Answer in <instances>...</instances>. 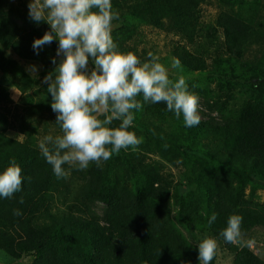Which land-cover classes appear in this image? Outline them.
<instances>
[{"label":"trees","instance_id":"trees-1","mask_svg":"<svg viewBox=\"0 0 264 264\" xmlns=\"http://www.w3.org/2000/svg\"><path fill=\"white\" fill-rule=\"evenodd\" d=\"M210 1L112 0L120 23L112 36L121 51L147 58L133 41L144 26L178 37L160 59L172 79L183 76L198 96L197 126L186 127L183 115L141 97L130 130L143 143L114 153L102 167L90 163L65 207L53 198L68 177L57 179L39 148L0 136V173L14 158L23 176L21 191L0 197V250L7 257H27L28 264H200L198 244L212 237L233 264H264L263 255L220 235L233 214L242 217L243 240L264 230L256 190L264 182V0H216L226 8L203 25L202 5ZM7 4L0 0V101L11 85L31 87L7 52L48 72L58 60V38L33 48L50 25L32 21L27 11L5 14ZM174 58L180 68H172ZM151 154L161 161L147 163ZM166 163L180 169L179 178L165 171ZM95 203L106 206L103 216ZM217 257L218 248L210 264Z\"/></svg>","mask_w":264,"mask_h":264},{"label":"clouds","instance_id":"clouds-1","mask_svg":"<svg viewBox=\"0 0 264 264\" xmlns=\"http://www.w3.org/2000/svg\"><path fill=\"white\" fill-rule=\"evenodd\" d=\"M29 18L37 24L46 21L51 29L35 39L33 48L38 52L58 38L57 56L62 57L44 78L61 134L45 136L38 145L57 179L69 176L65 164L79 170L93 162L102 167L121 149L136 150L143 138L130 128L135 111L143 108L141 97L143 102L165 103L177 118L183 115L186 127L200 123L199 98L188 90L183 76L172 79L151 51L142 61L135 52L119 49L112 36V22L119 20V12L112 0H30ZM89 58L95 65L90 71ZM52 62L56 64V59ZM171 66L180 68V60L174 58ZM114 121L119 125L111 126ZM22 183V168L13 158L0 173V197L11 198L21 191ZM215 219L213 213L209 225ZM241 224V216L230 215L220 235L228 243L252 249L255 242L243 240ZM217 247L216 239L205 237L198 244L200 264H210Z\"/></svg>","mask_w":264,"mask_h":264},{"label":"rangeland","instance_id":"rangeland-1","mask_svg":"<svg viewBox=\"0 0 264 264\" xmlns=\"http://www.w3.org/2000/svg\"><path fill=\"white\" fill-rule=\"evenodd\" d=\"M7 11L5 14L11 11H27L29 12L30 0H7ZM11 5V6H10ZM9 7V8H8ZM226 8V5H222L216 0H211L208 3L202 5V21L203 25H210L215 22L219 12ZM120 23L112 22V31H114ZM134 42H136L139 53L145 52L146 56L148 52H152L159 58H165L170 49L172 48L174 41L178 37L171 34H167L164 31H160L150 26H144L139 30V34H135ZM133 43V42H131ZM59 42L57 45V49ZM7 57L15 59L21 62V67L24 68L27 81L31 87L24 92L19 91L16 86L11 85L9 87V96L0 101V136L1 139L7 138L16 140L22 143H29L39 148V142L45 136L51 135L55 137L61 134L60 125L56 123L57 113L51 108L52 96L47 92L48 84L44 82V78L50 73L47 69H43L41 65L35 64L33 61H22L18 59L11 51L7 52ZM54 66L56 68L60 59ZM160 59V62L164 60ZM143 61V59H141ZM95 65L91 58H89V71L94 68ZM170 70V69H169ZM2 71L0 70V76ZM1 78V77H0ZM53 75V79H54ZM202 106H205L204 99H201ZM118 122H113V127L118 126ZM147 163H152L156 160L161 161V158L156 157L155 154H151V157L146 158ZM75 168V167H74ZM78 169V168H75ZM79 170V169H78ZM68 185L62 187L59 192L54 193V200L56 204L65 207V202L71 203L78 184L82 183L83 176L81 171H72L69 168ZM165 171L172 173L176 178H179L180 169L168 165L166 163ZM257 194L264 200V182L259 181L256 184ZM250 191V188H248ZM101 216L105 214L106 206L103 203H95L92 207ZM254 240L253 250L260 255L264 256V230L255 229L244 240ZM218 257L215 264H233L232 256L227 252L221 250L218 245ZM30 258H22L20 260H13L7 257V255L0 250V264H28Z\"/></svg>","mask_w":264,"mask_h":264}]
</instances>
